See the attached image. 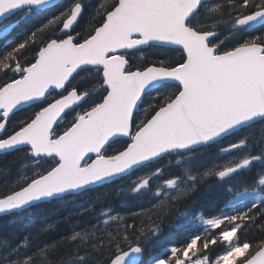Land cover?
Segmentation results:
<instances>
[{"label": "snow or ice", "instance_id": "6c2138e0", "mask_svg": "<svg viewBox=\"0 0 264 264\" xmlns=\"http://www.w3.org/2000/svg\"><path fill=\"white\" fill-rule=\"evenodd\" d=\"M26 20L0 50V154L29 163L0 214L68 210L4 230L0 264H264L241 239L264 221V0H0V35Z\"/></svg>", "mask_w": 264, "mask_h": 264}, {"label": "trees", "instance_id": "16d2710c", "mask_svg": "<svg viewBox=\"0 0 264 264\" xmlns=\"http://www.w3.org/2000/svg\"><path fill=\"white\" fill-rule=\"evenodd\" d=\"M62 2H66L63 0ZM6 23V22H5ZM36 23L35 21L26 20L21 22L19 26L10 34L6 36L0 35V50L4 48L7 41L9 39H19L24 33L28 31V29L32 26V24ZM4 25L1 24V28ZM264 34V27L256 29L250 32L248 35H261ZM227 35L225 32H221V38ZM229 47L232 45L229 44ZM79 110V109H78ZM29 113L32 111L31 109L27 110ZM66 123V121H65ZM232 142V138L228 140L222 141L220 145H214L211 148L204 150V155L206 160L211 164L217 161H223L226 159L222 155L219 154V148L223 146H227L228 143ZM25 160V161H24ZM24 161L23 164H21ZM25 163H29V159L25 152L20 151H12L7 154H0V197H3L5 194L9 193V184L17 177L18 172L21 170V166ZM5 167L7 171H5ZM27 171V169H25ZM30 174V172H29ZM112 187V186H105ZM104 189H98V191H103ZM89 195H92L91 193ZM86 197H81L80 199H85ZM111 206L117 207L118 201L116 199H111L108 202ZM217 204L214 201L203 202L199 205L204 212L213 211L216 208ZM67 208L61 205H49L45 209H28L20 212L18 215H3L0 216V235H2L3 231L8 227L14 226V224H18L21 222H26L28 219L35 218L38 221H55L58 217L64 216L67 212ZM100 209H98L99 211ZM91 219V216H85L83 221H87ZM175 216L169 217L164 224V235L162 239L169 241L170 243H178L184 238L183 229L188 228L187 225H177L173 224V220ZM74 222V221H73ZM139 223V222H138ZM260 225H264V221H260L259 224L250 225L248 228L244 229V232L241 233V239H246L248 242L252 244H256L261 240H264V228ZM83 225L81 224L80 227ZM195 227V226H191ZM70 224L61 223L56 227V229L48 234L45 237L46 240H57L61 236L69 234ZM79 230V227H77ZM109 232H115V229H109ZM105 241L107 239V233H104ZM69 247H74V245H70ZM107 252V248L104 249ZM148 259V256H144V261Z\"/></svg>", "mask_w": 264, "mask_h": 264}, {"label": "rangeland", "instance_id": "374dc122", "mask_svg": "<svg viewBox=\"0 0 264 264\" xmlns=\"http://www.w3.org/2000/svg\"><path fill=\"white\" fill-rule=\"evenodd\" d=\"M23 163H24V161H23L21 164H23ZM149 251H151V249H149ZM148 260H149V257H148ZM148 260H147V261H148Z\"/></svg>", "mask_w": 264, "mask_h": 264}, {"label": "water", "instance_id": "95a60500", "mask_svg": "<svg viewBox=\"0 0 264 264\" xmlns=\"http://www.w3.org/2000/svg\"><path fill=\"white\" fill-rule=\"evenodd\" d=\"M63 1V0H62ZM3 32V31H2ZM0 198H2V197H0ZM3 215H5V214H0V216H3Z\"/></svg>", "mask_w": 264, "mask_h": 264}, {"label": "bare ground", "instance_id": "6f19581e", "mask_svg": "<svg viewBox=\"0 0 264 264\" xmlns=\"http://www.w3.org/2000/svg\"><path fill=\"white\" fill-rule=\"evenodd\" d=\"M25 161V160H24Z\"/></svg>", "mask_w": 264, "mask_h": 264}]
</instances>
